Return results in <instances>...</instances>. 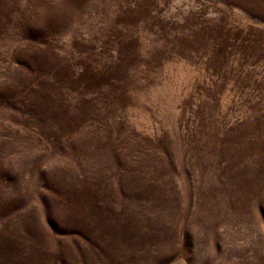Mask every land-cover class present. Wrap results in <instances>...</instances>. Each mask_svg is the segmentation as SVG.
I'll use <instances>...</instances> for the list:
<instances>
[{"label": "rangeland", "instance_id": "rangeland-1", "mask_svg": "<svg viewBox=\"0 0 264 264\" xmlns=\"http://www.w3.org/2000/svg\"><path fill=\"white\" fill-rule=\"evenodd\" d=\"M0 264H264V0H0Z\"/></svg>", "mask_w": 264, "mask_h": 264}, {"label": "trees", "instance_id": "trees-1", "mask_svg": "<svg viewBox=\"0 0 264 264\" xmlns=\"http://www.w3.org/2000/svg\"><path fill=\"white\" fill-rule=\"evenodd\" d=\"M120 186H122V185H120ZM110 188L111 187H109L108 185H102V186H98V187H94V188H88V190H87V195L88 196H90V195H92V194H94V192H102V191H104L105 189H108V190H110ZM95 189V190H94Z\"/></svg>", "mask_w": 264, "mask_h": 264}]
</instances>
